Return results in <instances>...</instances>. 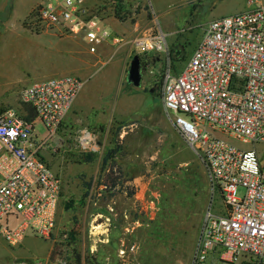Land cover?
Here are the masks:
<instances>
[{
	"label": "rangeland",
	"instance_id": "374dc122",
	"mask_svg": "<svg viewBox=\"0 0 264 264\" xmlns=\"http://www.w3.org/2000/svg\"><path fill=\"white\" fill-rule=\"evenodd\" d=\"M41 1L0 0V114L14 108L26 115L20 90L41 76L79 72L84 84L76 99L82 95V100L53 134L39 118L34 121L35 136L46 143L42 156L63 181L53 237L30 231L13 246L0 236V264H192L206 217L225 206L203 160L164 107L165 74L182 69L203 24L258 3L151 0L167 34L164 51L143 52L130 43L84 61V41L66 40L71 35L58 30H36L32 13ZM153 15L140 11L124 33L141 34L154 25ZM72 46L80 50L68 51ZM182 47L187 59L173 64L172 50ZM135 54L146 61L141 86L126 80ZM220 135L256 148L264 160V142ZM111 149L113 157L104 164Z\"/></svg>",
	"mask_w": 264,
	"mask_h": 264
},
{
	"label": "built area",
	"instance_id": "2783aa9c",
	"mask_svg": "<svg viewBox=\"0 0 264 264\" xmlns=\"http://www.w3.org/2000/svg\"><path fill=\"white\" fill-rule=\"evenodd\" d=\"M93 3L42 0L32 23L36 30L82 35L89 51L97 53L103 43L126 41L105 26L100 16L104 8L127 20L150 11L154 25L127 41L143 52L165 50L167 34L151 0ZM83 84L73 74L43 78L24 87L20 98L34 107L53 134ZM163 101L180 135L203 160L225 206L223 212L206 217L192 264L210 259L264 264V160L256 148L241 147L220 135L243 143L264 142V3L203 24L202 36L182 69L166 72ZM45 148V139L35 136L34 121L14 108L0 114V236L13 246L30 231L50 239L56 229L63 181L42 156Z\"/></svg>",
	"mask_w": 264,
	"mask_h": 264
},
{
	"label": "crops",
	"instance_id": "0c3cea01",
	"mask_svg": "<svg viewBox=\"0 0 264 264\" xmlns=\"http://www.w3.org/2000/svg\"><path fill=\"white\" fill-rule=\"evenodd\" d=\"M257 3H264V0H257ZM94 3H93V0H89V5H93ZM152 7H153V5H152ZM242 11V10H241ZM20 11H19V9H17V13H19ZM239 12V11H238ZM24 13V12H23ZM21 15H24V14H21ZM223 15H226V14H223ZM100 16L103 18V20H104V23H105V26L106 27H108L112 32H113V34H115V35H119V36H122V37H124V39L126 40L125 42H121L119 45H111L110 43H103V44H101V45H99L98 46V51H97V53H91L90 51H89V48H88V44H87V42H86V40L84 39V37L82 36V35H71V36H69L68 38H65L66 40H68L69 38H71V37H76V38H79L80 40H82V41H84L85 42V46H83V49H78V48H76V47H71L68 51H72V50H80V52L82 53L81 55L84 57H82V60H84V61H86L87 59H89L90 60V57H92L93 55L95 56V57H97V58H100L104 53H105V51H106V49H115L116 47H125V46H131V42H129V41H127L128 39L130 40L131 39V37H133V31H131V32H129V34L127 35L126 33H124V31L126 30L127 31V29H129L130 27L127 25L128 23H129V21L128 20H122V19H120L111 9H109V8H104L103 9V11L100 13ZM220 16H222V15H219L218 17H220ZM216 18V17H215ZM131 26H133V25H131ZM133 28H134V26H133ZM131 29V28H130ZM125 31V32H126ZM44 32H54V31H44ZM55 33V32H54ZM66 43V42H65ZM130 44V45H129ZM67 45V44H66ZM66 45H64V48H65V50L67 49V46ZM56 49V48H55ZM83 61V62H84ZM79 66V65H78ZM80 67V66H79ZM80 70H82L81 68H79ZM79 72H76L75 71V74L74 75H76V76H78L79 78H81L82 79V77H81V75H79L78 74ZM72 74V73H71ZM9 77V76H8ZM7 77V78H8ZM42 78H45V76L43 77V76H41V77H38V78H34V79H32V81L30 82V83H32V82H34V81H37V80H40V79H42ZM22 80H24V78H22ZM30 83H28L27 85H29ZM27 85H25V86H23V88L24 87H26ZM22 88V89H23ZM21 89V90H22ZM21 90H20V92H21ZM82 95H80L79 97H78V99H76L75 101H74V103L72 104V107L73 106H75V105H79L80 103H81V101L80 100H82V97H81ZM71 107V108H72ZM200 232H201V230H200ZM25 240V239H24ZM105 244V242H103L102 243V245H104ZM101 245V244H100Z\"/></svg>",
	"mask_w": 264,
	"mask_h": 264
},
{
	"label": "trees",
	"instance_id": "16d2710c",
	"mask_svg": "<svg viewBox=\"0 0 264 264\" xmlns=\"http://www.w3.org/2000/svg\"><path fill=\"white\" fill-rule=\"evenodd\" d=\"M193 50H192V52H193ZM183 53L184 54L186 53V50L183 47L180 48V49H173L172 52H171V61H172V63L175 64L177 61L186 60L187 59L186 55H183ZM141 59H142V57H141ZM141 62H142V65H145L146 61L144 59H142ZM23 104H24L25 112L27 113L26 115L23 114V116L26 119H28V120H30L32 122L35 121V119L37 118V113H36L34 107L31 104H29V103H23ZM113 152H114V149H111L108 152V154L106 155V158L104 160V164H107L108 160L113 157L112 156ZM104 167H106V166H104ZM78 264H82V263L78 262Z\"/></svg>",
	"mask_w": 264,
	"mask_h": 264
},
{
	"label": "water",
	"instance_id": "95a60500",
	"mask_svg": "<svg viewBox=\"0 0 264 264\" xmlns=\"http://www.w3.org/2000/svg\"><path fill=\"white\" fill-rule=\"evenodd\" d=\"M126 80L128 83L134 86H141L142 84L143 65L138 54H135L130 62V66L127 70Z\"/></svg>",
	"mask_w": 264,
	"mask_h": 264
},
{
	"label": "bare ground",
	"instance_id": "6f19581e",
	"mask_svg": "<svg viewBox=\"0 0 264 264\" xmlns=\"http://www.w3.org/2000/svg\"><path fill=\"white\" fill-rule=\"evenodd\" d=\"M95 228V227H94Z\"/></svg>",
	"mask_w": 264,
	"mask_h": 264
}]
</instances>
